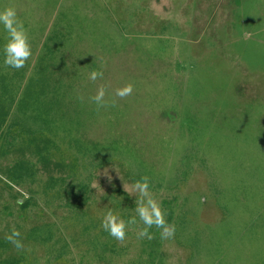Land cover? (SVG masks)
Returning a JSON list of instances; mask_svg holds the SVG:
<instances>
[{
    "label": "rangeland",
    "instance_id": "374dc122",
    "mask_svg": "<svg viewBox=\"0 0 264 264\" xmlns=\"http://www.w3.org/2000/svg\"><path fill=\"white\" fill-rule=\"evenodd\" d=\"M6 7L29 36L25 82L39 31L58 16L78 22V70L88 79L104 73L78 88L79 129L117 145L80 158L74 172V183L89 182L86 221L41 197L21 211L27 194L7 184L0 159V264H264V0H0ZM1 34L7 41L2 25ZM129 83L132 95L116 97ZM102 84L115 106L97 110L89 98ZM60 146L77 156L67 139ZM145 176L175 225L171 238L155 226L153 239L137 238L144 225L131 186ZM109 210L137 219L123 243L101 227ZM40 226L50 229L48 243ZM13 229L22 249L5 238ZM105 245L113 254L97 258L92 248Z\"/></svg>",
    "mask_w": 264,
    "mask_h": 264
},
{
    "label": "trees",
    "instance_id": "16d2710c",
    "mask_svg": "<svg viewBox=\"0 0 264 264\" xmlns=\"http://www.w3.org/2000/svg\"><path fill=\"white\" fill-rule=\"evenodd\" d=\"M74 23L78 22L66 23L64 16H58L50 28L39 31L41 49L33 53L35 60L26 82L28 66L16 70L4 65L3 48L7 41L4 34L0 35V159L9 163L5 174L7 184L24 189L27 194L18 206L21 211L36 207L33 198L41 197L49 206L70 209L86 221L83 219L88 210L82 209V201H90L89 182L74 183V172L80 158H95L99 147L115 148L117 141L100 143L87 129H79L86 112L79 109L77 91L78 88L86 91L92 87V81L77 67ZM70 44L73 47L66 50ZM81 65L85 66L82 62ZM66 139V152L77 153L71 159L60 146ZM38 230H41L39 237L48 243L49 227L40 226ZM95 250L93 247L97 258L106 251L113 254L106 245L100 252ZM62 256L64 251L60 249L57 258Z\"/></svg>",
    "mask_w": 264,
    "mask_h": 264
},
{
    "label": "clouds",
    "instance_id": "9594fccd",
    "mask_svg": "<svg viewBox=\"0 0 264 264\" xmlns=\"http://www.w3.org/2000/svg\"><path fill=\"white\" fill-rule=\"evenodd\" d=\"M0 25L3 26L7 33V42L3 48V63L6 67L19 70L25 66L26 62L32 56V50L23 21L18 18L17 10L14 7H6L3 10H0ZM103 77V71L94 70L89 73V80L93 83L97 80H102ZM132 93L133 85L131 83L115 90V96L120 99L130 96ZM107 94L108 88L106 85L102 84L97 88L96 94L89 98L96 104L97 110L100 108L115 106V100L109 101L105 98ZM79 99L83 100V97L81 96ZM131 191L139 194V198L135 201V212L144 225V227L137 232V238H146L148 240L153 239V236L149 231L153 226L162 230V238H171L175 232V225L167 223L165 212L149 191L148 177L145 176L136 181L131 186ZM136 224L137 219L135 216L125 221L112 210H109L103 217L101 227L116 241L123 243L126 240L129 226ZM5 238L15 248H23L21 233L18 230L13 229Z\"/></svg>",
    "mask_w": 264,
    "mask_h": 264
}]
</instances>
